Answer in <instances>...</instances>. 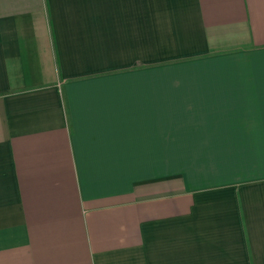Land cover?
Instances as JSON below:
<instances>
[{"label":"crops","instance_id":"crops-1","mask_svg":"<svg viewBox=\"0 0 264 264\" xmlns=\"http://www.w3.org/2000/svg\"><path fill=\"white\" fill-rule=\"evenodd\" d=\"M0 264H264V0H0Z\"/></svg>","mask_w":264,"mask_h":264}]
</instances>
